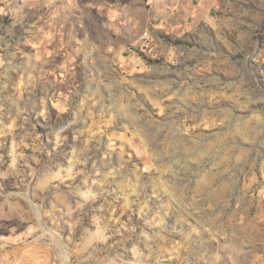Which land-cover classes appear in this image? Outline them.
Masks as SVG:
<instances>
[{"label":"rangeland","instance_id":"374dc122","mask_svg":"<svg viewBox=\"0 0 264 264\" xmlns=\"http://www.w3.org/2000/svg\"><path fill=\"white\" fill-rule=\"evenodd\" d=\"M0 264H264V0H0Z\"/></svg>","mask_w":264,"mask_h":264}]
</instances>
